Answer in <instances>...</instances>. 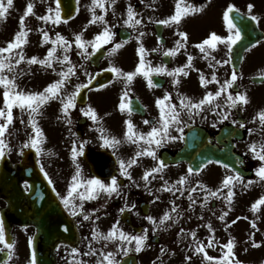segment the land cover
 Returning a JSON list of instances; mask_svg holds the SVG:
<instances>
[{
	"label": "flooded vegetation",
	"instance_id": "1",
	"mask_svg": "<svg viewBox=\"0 0 264 264\" xmlns=\"http://www.w3.org/2000/svg\"><path fill=\"white\" fill-rule=\"evenodd\" d=\"M28 2L29 0H13V6L8 10L6 17L0 18V44L12 40L14 31L19 30L20 17L24 14ZM31 2L34 5L33 12L26 16L24 21L26 29H30L27 43L48 46V48L55 47L56 51L53 53L51 67L38 62L28 63V58L32 56L44 59L47 54H25V60L14 69L19 88L25 91H42L49 83L60 78V71H67L70 66L75 68V73L65 82L64 94L74 91L78 84H87V87L80 89L79 92L82 94L80 99H85V102L76 101V106L71 108L67 115L62 112L59 99L49 100L42 106L47 117L44 123L45 140L52 137L53 141L62 143L65 139H69L72 147L75 142L78 151L76 160L73 161L72 154H36L41 171L44 175L47 173L45 175L47 180H51L50 184L54 192L77 227L80 241L90 228V223L104 217V215L99 216L103 208L109 213L107 218L118 219L123 212H129L133 226L142 225L141 233L146 232L147 235L149 232L148 239L152 238L148 223L151 228L156 227L160 219V211L169 208L173 229L182 244L180 249L186 255L196 253L195 248L200 241L205 245V251L221 255L227 251L223 245L229 238L234 240V255L240 249V239H243L250 252L254 251L257 240L261 242L259 247H264L262 242L264 230H254L255 227L252 225L253 221L264 223V204L258 205L255 211L252 209L253 203L264 195V180H261L255 171L262 162L253 156L249 148L253 142L264 143V125H261L257 116V113L264 110V0H186V3L201 7L202 11L183 16L179 24L157 23L158 20H165L175 13L177 0H115L114 4L111 0H105L107 11L96 8L95 12L97 15L103 14L107 26L112 27L115 33L113 40L116 43L124 41V44L115 53L109 51L113 46L112 42L104 45L106 55L100 61L97 60V64H92L90 61L93 53L91 45L87 46L85 52L74 42L75 34L82 33L84 40H92L106 26L103 22L89 23L92 18L90 11L92 0H60L62 17L60 23L39 19L40 16L54 15V12L49 13L48 9L55 10L57 0H31ZM129 4L137 14L135 19L141 21L134 27L124 23ZM229 4L235 6L229 15L241 30L240 40L231 49L226 44L217 42L215 48H210L209 52H202L196 45L212 32L221 36L231 34L223 18V13ZM249 5L253 7L249 9ZM252 16H256L257 19L253 20ZM122 28L127 34L125 40L119 38V31ZM45 31L49 35L47 41L43 39ZM181 31L187 33V40L179 36ZM57 33L69 42L67 52L64 51V45L52 44ZM177 40L184 43L185 47L175 55H165L169 49L176 46ZM141 44L147 50L145 59L151 67L162 65L168 72L186 65L188 57L191 56V67L186 68L188 75L180 73L173 76L167 72L159 74L153 72L152 85L149 86L148 79L142 74H138L131 82H127L124 77H118L115 73L112 76L108 74L110 66L113 65L125 72L134 71L139 63L138 48ZM64 55H68L70 64L62 60ZM225 60L228 63H224ZM233 71L237 74V80L228 92L233 95L237 92L246 94L248 99L246 104L238 103L236 107L229 108L225 103L228 93L223 92L211 105H204L203 110L198 114L189 117L186 110L181 111L182 123L178 127L183 131H178L177 127L169 129L170 134L176 139L165 138L158 147L152 145L156 152L155 159L146 155L137 157V163L128 169L130 177L120 173L119 160L127 161L140 150L141 146H146L143 141L137 144L124 139L127 120L133 122L136 131L146 133L159 119L160 108L156 103L157 99H163L165 94H169L170 100L164 103L175 104L177 107L181 96L198 101L193 86L200 83L201 74L205 76L206 81L211 82L201 84L203 89L199 99L203 98L207 91L216 92L220 88V84L211 80L213 72L222 84L226 79H230ZM89 80L91 83H88ZM176 80L179 83H174ZM125 91L128 93L125 103H129L132 98L139 100L136 112L129 113L120 109L119 105ZM3 99V86H0V108L4 107ZM217 105L218 107H215ZM88 106L96 110L99 118L97 121H93L81 111ZM213 107L215 111L212 110ZM223 112L228 113L227 119L221 118L220 113ZM12 114L13 122L8 127V135H5L8 144L4 151L12 167L16 168L22 161V153L29 147L24 142H28L32 135V126L27 111L13 107ZM69 120L71 123L68 122ZM145 120L149 123L145 124ZM48 123L54 124L53 127L57 128L55 132L49 134ZM241 124L244 126L241 127ZM99 128L105 129L110 137L120 139L121 143L115 148L103 146ZM187 135L191 136L193 141L201 143V150L184 154L206 156L218 154L216 159L205 163L199 172L189 173L190 165L186 162L168 161L169 158L179 154ZM81 144H83V152L79 154ZM91 154L98 155L91 159L99 178L109 183L111 176L117 177L119 194L109 195L101 191L95 199H85L82 203L83 210L78 207L77 215L73 216L64 206L62 198L67 195L77 165L80 167L82 178L98 177L92 172V167L87 161V157ZM158 161H163L165 168L149 176L147 181L143 179L144 172L156 166ZM225 164L229 167L225 168ZM233 170L241 174L242 180L233 181L234 196L229 204L225 200L228 188L222 187V181L225 176L234 174ZM182 176H187L188 179L184 184H179L178 181ZM197 181L200 183L198 184ZM249 181L252 183L249 184ZM21 187L22 190H19L15 197L24 206H29L27 195L30 193V184L22 182ZM192 188L196 191H191ZM218 188L221 191L217 196H208L205 200L209 191ZM73 196L75 197L73 202L79 205L81 203L79 197L76 193ZM98 200L102 202L96 207L95 202ZM173 202L176 206L175 212L172 211ZM144 203L149 207L147 215L142 213L141 205ZM6 206L5 199L0 196V212ZM121 209L124 211H120ZM150 214L155 218L156 223L148 221L147 217L151 216ZM221 215H224L223 220L220 219ZM85 216L89 218L85 219ZM241 221L249 223V226H243L241 229ZM208 224H211V229L208 228ZM128 227L134 230L132 226ZM28 228L33 235L34 227L29 225ZM193 232L196 233L195 237L192 236ZM210 238L213 244L208 247ZM68 248L70 247L67 244L61 243L53 249L56 264L63 259H70L61 253V250ZM73 248H76V242ZM145 249L148 247L144 242L142 249L137 252L140 253ZM236 261L237 259L232 264H236ZM74 263L76 264V253Z\"/></svg>",
	"mask_w": 264,
	"mask_h": 264
},
{
	"label": "snow or ice",
	"instance_id": "2",
	"mask_svg": "<svg viewBox=\"0 0 264 264\" xmlns=\"http://www.w3.org/2000/svg\"><path fill=\"white\" fill-rule=\"evenodd\" d=\"M60 0H57V7L55 10L49 8L48 12L53 13L54 15H45L40 16L39 19L41 20H54L56 23L61 22V15H60V7H59ZM111 3H115V0H111ZM13 6V0H0V18L6 17V14L8 10ZM234 5L229 4L227 9L223 13V18L227 23L228 32L231 33L227 36H221L218 35L215 32H212L206 39H204L201 43L197 44L196 46L200 48L202 52H209L210 48H215L217 46V42H221L227 45L229 49L232 48V46L241 38V30L237 27V25L233 22V19L230 17V13L234 9ZM253 6L249 5V9H251ZM34 5L29 0V2L26 5L24 14L21 15L20 21H19V30L14 34L13 39L8 41L6 46L0 47V86H3V103L4 107L0 108V155H3L4 149L6 147L5 144V133L9 127V125L13 122V114L12 109L13 107H18L22 111L28 112L29 117V123L32 126V132L34 135H31L29 137V140L27 142L26 146H30L36 150L37 155H40L43 152L42 148V142L45 139L43 130L38 126L36 121V116L40 113V110L42 106L46 105L49 100L52 99H59L61 101V110L65 113V115L68 114L69 110L71 108H74L76 106V98L79 95L80 89L86 88L87 84H78L75 86V90L64 94V85L65 82L68 80L70 75H73L75 73V68L73 66L68 67L67 71H60L59 72V79L49 83L42 91H25L23 89H20L18 84L16 83V73L14 72L15 66L19 65L21 61L25 60V56L22 51V46L25 45L27 41L28 31L30 29H26L25 26V17L28 16L33 12ZM96 8H100L107 11L105 6V0H92V4L90 6V11L92 12V18L89 21L90 24L103 22L106 26L103 28L102 31L97 33L92 40H84L82 33L75 34V44H77L81 49H84L85 52H87V46L91 45L92 52H95L99 49H101L104 45L109 44V42H112L113 46L110 48V53H115L118 49L123 47L124 41H121L119 43H116L113 40V37L115 36V33L112 31L111 26H107V21L104 18V15H97L95 12ZM202 11L201 7H197L193 4L186 3V0H177L176 3V11L173 15H170L165 20H158L157 23L159 24H169V23H175L179 24L181 21V18L183 16L188 15L189 13H195ZM136 13L133 9V7L129 4L127 7V19L124 21L125 24L135 26L137 24H140L141 21L138 19H135ZM253 20H256V16H252ZM179 36L184 38V40H187V33L186 32H179ZM43 39L44 41H47L49 39L48 32L43 33ZM57 43H60L64 45V51L67 52L69 47V42L66 40L65 37L61 36L59 33L56 34V39L52 40V44L56 45ZM209 46V47H205ZM185 47L184 43H182L180 40L176 41V46L174 48L169 49L165 55H175L181 48ZM56 51L55 47L49 48L48 53L44 59H38L36 56H32L28 58V63H40L41 65H47L51 67V62L53 57V53ZM146 49L141 44L138 48V54H139V63L137 64L134 71H128L125 72L121 68L116 66H110L109 71L115 73L118 77H124L127 82H131L134 77H136L138 74H142L148 79L149 86L152 85V78L151 74L153 72L159 74L162 72H167L169 75L176 76L180 73H183L185 76L188 75V72L186 71V68L191 67L192 64V57H188V63L184 65L183 67H178L173 69L171 72H168V70L164 66H157L155 68L151 67L150 63L146 61L145 59V53ZM153 51H156V49H153ZM7 54V55H5ZM88 55H91V53H87ZM56 59H59L56 57ZM63 61H68L69 64L71 63L69 61L68 55H64L62 58ZM216 63H220V61H216ZM224 63H228L227 60L224 61ZM11 74V75H9ZM22 74V73H21ZM212 81H216L218 84H220V88L216 92L207 91L206 94L203 96V98L199 99L198 101H193L189 97H180V103L179 107L175 104H165L164 101L170 100V95L165 94L163 99H157L156 103L158 107L160 108V114L159 119L156 124H154L150 131L144 133L139 132L135 130V125L133 122L129 119L127 120L126 126V132L124 139L139 144L140 141L144 142V145L141 146L140 150L136 151L134 156L127 161L120 159L119 165H120V173L124 176L130 177V172L128 171L129 168H131L132 165L137 163V157L140 156H151L154 159L156 158V152L152 145L159 146L165 138L167 139H176V137L172 136L170 134L169 129L171 127H177V130L182 132L183 129L178 127L182 121H181V111L187 112V115L191 117L193 114H198L199 111L203 110V106L208 104L211 105L216 97H219L223 92H227V97L225 99V103L228 105L229 108H234L237 106L238 103H244L246 104L248 102L247 95L243 93H235L233 95L231 92H228V89L232 86V84L237 80V74L235 71L232 72L230 79H226L222 84L220 81L217 80V77L215 73H212L211 77ZM211 81H206V78L203 74L200 75V83L202 85L206 83H210ZM88 83H91V80L88 81ZM174 83H179L178 80L174 81ZM103 87V85L101 86ZM127 91L123 94L122 102L120 103L119 107L120 109L127 110L129 113L132 111L130 105L128 103H125L124 100L127 98ZM215 107H218L215 106ZM215 107H213V111H215ZM81 111L84 113L85 116L90 117L93 121H97L99 118L97 116L96 110L92 108L91 106H88L86 109H81ZM221 118L227 119L228 113L223 112L220 113ZM257 116L259 117V122L261 125H264V110H261L259 113H257ZM71 123V120L68 121ZM145 124L149 123V121L145 120ZM233 123H237L236 121H233ZM241 127L244 125L241 124ZM98 131L101 133L100 139L103 141V146L115 148L119 143H121L120 139H117L116 137H110L105 129L99 128ZM250 151L252 152L253 156L257 158L262 163L255 169L256 175L261 179L264 180V143H258L253 142L249 145ZM83 152V144L80 145L79 154H82ZM78 155L76 143H73L72 148V158L73 161L76 160V157ZM216 163H220V161H216ZM165 164L163 161H158L156 166L152 167L150 170H146L144 172L143 179L146 181L148 180L149 176H151L154 173H159L165 168ZM225 168H228L229 165L225 164ZM200 169L196 168L193 169L191 166L188 169L189 173L192 172H199ZM234 174L227 175L224 177L222 181V187H227L228 192L225 197V200L227 203L231 204L232 198L234 196V192L232 191V184L233 181H240L242 180L241 174L235 170H233ZM47 175V173H45ZM187 176H182L178 183L184 184L187 181ZM71 183L68 188L67 195L62 198L63 204L66 208L69 209L71 214L73 216L77 215V208L79 207L82 211V203L85 199H95L96 195L99 192H105L109 195L112 193H117L119 189V183L116 176L110 177V182L105 183V181L99 177L92 176L90 178H82L81 170L79 165L76 167V173L71 178ZM49 183H51V180L49 179ZM166 183V182H165ZM199 184L200 182L197 181ZM252 181H249V184H251ZM201 187H205L204 185H201ZM191 191H196L195 188H192ZM221 191L220 188L216 189L215 191H209L208 195L205 196V200L208 199V196H217V194ZM76 193V195L79 197L80 204L77 205L74 203L75 197L73 194ZM191 198V197H190ZM264 204V195L259 197L252 205V209L255 211L257 210L258 205ZM127 207V205H126ZM120 211H124V209H121ZM172 211H176V206L173 202V208ZM226 215V213L224 214ZM224 215H221L220 219H224ZM85 219H88V216L84 217ZM147 219L149 221H152L153 223H156V220L152 216H148ZM170 219L169 213L165 212L163 216L160 218L159 223L163 224L164 221H167ZM253 226H255L253 224ZM208 228L211 229V224H208ZM183 231V230H182ZM196 233L193 232L192 236L195 237ZM93 237L96 239H104L106 241H119V244L117 245L120 247L121 245H131L133 242L135 243V250L140 251L142 247L144 246V241L147 240L146 232L144 234H137L133 235L130 233H126L119 227V222L117 221L115 224L112 225L110 230L107 232V234H101L99 231L93 232ZM0 242H3L8 249V256L9 259L12 256V249L13 244L8 243L5 240V234H4V227L3 222L0 221ZM31 242V240H30ZM213 244L212 238L209 239L208 247H211ZM223 248L227 249V251L223 252V255L220 257H213L208 254L207 251H205V245L201 242H197V247L195 248V251L197 253H203L204 259L210 264H232V260L230 259L232 256H234L233 248H234V240L233 238H229L226 244L223 245ZM131 248L129 247H121V251L124 253V255H127L128 251H130ZM72 253H77V248L71 249ZM92 252H95L96 249H91ZM100 256L101 259L97 261V264H119V261L116 259L115 254L113 252H107L105 253L102 249L100 250ZM7 264V261L5 262ZM30 264H36L35 260V253L32 254V259L30 261ZM83 264V262H82ZM236 264H240L239 261H236Z\"/></svg>",
	"mask_w": 264,
	"mask_h": 264
},
{
	"label": "rangeland",
	"instance_id": "3",
	"mask_svg": "<svg viewBox=\"0 0 264 264\" xmlns=\"http://www.w3.org/2000/svg\"><path fill=\"white\" fill-rule=\"evenodd\" d=\"M23 47H25V45L22 46V51L24 54ZM35 48L36 46L34 45L32 48L33 53L38 52L39 50L38 47L36 49ZM201 89H203L201 86V83H198L197 85L193 86L195 97L198 100L201 96V91H202ZM47 125L53 126L54 124L51 125L48 123ZM56 129H57L56 127H50L49 133L55 132ZM6 134L8 135V129L6 131ZM24 143L27 145V142H24ZM65 143L70 144L71 142L69 139H67ZM66 148L69 149L68 146H66ZM101 202L102 200L96 201L95 206L98 207L101 204ZM164 213L165 211L161 213L162 214L161 217L163 216ZM100 215L107 216L109 215V213H107L106 208H103L101 210V213H99V216ZM118 220L120 221V216L118 217ZM117 221H116V218H112V219L107 218L106 221L101 220V222H99L100 227L98 230V227H97L98 224L97 222L95 223L93 220L92 226H91L92 228L87 231L86 235L83 236V239L80 242V244L76 247L78 249V252L76 253V264H82V262L83 264H97V261L101 259V256H100L101 249L105 253L113 252L115 254L116 259L120 261V259L124 256V253L121 251V247H124V245H121L120 247H118L117 246L119 244L118 240L106 241L102 238L96 239L93 237L94 231H99L101 234H107V232L110 230L112 225L115 224ZM245 224L246 222L244 221H241L240 223L241 227H243ZM148 225L150 226V234H152V232H155L159 236V243L156 244L155 246H150L153 248L152 250H149V251L143 250L138 254L140 264H210V262L204 259L203 253H197V256L189 254V257L185 258L186 254H184L183 251H181L180 249V247H182V244L178 240L179 237H177V233L175 234V231L173 229V223L172 221L170 222V219L167 221H164L163 224L158 223V225L156 227L154 226V228L153 226L151 228V225L149 223ZM119 227L122 229V226L120 224H119ZM123 231L125 232V230ZM148 236H149V232L147 233V240L144 241L146 244V247L149 246ZM31 239H32L31 233L24 231V230H20L19 226L15 225L12 228L11 240L8 243L13 244V249H12L13 254L11 258L7 261V264H30V261L32 259V254H33L32 245L30 242ZM5 240H6V234H5ZM0 244L6 247L3 242H0ZM130 246L128 247L131 248V250L128 251L127 254L135 252V251H132L133 247H130ZM93 248L96 249L95 252L91 251V249ZM261 248H264V247L262 246ZM241 250L244 252V246L242 245H241ZM263 250H260V252H262V258L264 259ZM61 253L63 254V256H68L69 258L74 257V253H72L71 248L61 250ZM241 254L242 253H240V262L241 260H245L248 262V260L242 257ZM220 256L221 255L218 254L217 257H220ZM231 260H232V257H231ZM58 264H74V263L72 259H69V260L63 259L62 262H58ZM245 264H248V263L245 262Z\"/></svg>",
	"mask_w": 264,
	"mask_h": 264
},
{
	"label": "water",
	"instance_id": "4",
	"mask_svg": "<svg viewBox=\"0 0 264 264\" xmlns=\"http://www.w3.org/2000/svg\"><path fill=\"white\" fill-rule=\"evenodd\" d=\"M188 139L186 141L185 149L189 150L190 147L194 148L193 143H189ZM195 154H179L175 160H190L194 161ZM197 160H195L196 162ZM28 166V162L26 161L21 167L19 175L21 173L27 172L25 169ZM25 169V170H24ZM10 173L7 169V165L4 163L2 167V171L0 174V185L1 187L5 182H9ZM43 190L46 191V186L43 184ZM5 189V188H4ZM144 212H148L146 208H144ZM5 220L6 228H9L8 217L3 216ZM28 217V218H27ZM20 222L26 224L28 221H32L35 223L37 227V234L34 241L35 248V260L37 264H54L53 258L50 254L51 248L58 241H70L73 243L75 238V231L72 222L66 217L62 209L60 208L57 200L50 193L49 199L38 200L37 197L33 199L31 202V209L28 211V215L26 216L23 213L22 217H19ZM123 220L127 223H130V217L128 214L123 215ZM140 230V229H138ZM8 253L2 252L0 250V264L7 259ZM121 264H137L135 257L128 256L123 259Z\"/></svg>",
	"mask_w": 264,
	"mask_h": 264
}]
</instances>
